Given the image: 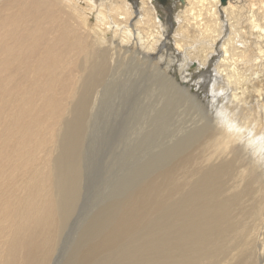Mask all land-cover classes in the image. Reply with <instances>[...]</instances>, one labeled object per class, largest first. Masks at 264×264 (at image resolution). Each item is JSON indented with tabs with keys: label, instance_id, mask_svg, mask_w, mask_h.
<instances>
[{
	"label": "bare ground",
	"instance_id": "1",
	"mask_svg": "<svg viewBox=\"0 0 264 264\" xmlns=\"http://www.w3.org/2000/svg\"><path fill=\"white\" fill-rule=\"evenodd\" d=\"M81 1L97 7L95 0ZM102 1L92 27L76 0H0V264L52 262L79 199L91 97L107 91L119 67L121 42L135 38L140 45L122 54L158 63L166 59L167 44L154 16L158 3ZM173 1L167 7L183 8L175 15L178 23L173 20L178 37L196 40L184 47L175 39V53L189 59L190 68H210L204 124L195 122L198 127L187 130L186 150L88 220L65 264L261 261L264 182L254 158L243 157L239 141L263 159L264 75L256 70L264 43V0ZM112 28L116 45L103 35ZM246 30L251 42L243 37ZM215 51L220 53L216 61ZM163 83L155 84V92L166 95ZM149 90L148 84L144 91ZM176 90V96L167 93L170 100H186L179 90L197 99L183 86ZM195 103L188 106L198 109Z\"/></svg>",
	"mask_w": 264,
	"mask_h": 264
},
{
	"label": "rangeland",
	"instance_id": "2",
	"mask_svg": "<svg viewBox=\"0 0 264 264\" xmlns=\"http://www.w3.org/2000/svg\"><path fill=\"white\" fill-rule=\"evenodd\" d=\"M76 1L79 6L82 5L84 10H87V14L89 15L87 20L88 24L94 27L97 22L96 19L103 1L95 0L97 7L92 5L89 8L88 4L85 2L82 3L81 0ZM127 1L130 2L129 0ZM152 1L154 6V3L156 2L154 0ZM171 2L173 3L174 1L171 0L168 3L170 4ZM136 5L137 2L135 1L134 6L130 4L132 8H134ZM154 7L157 8V10L156 8L154 10V16L156 17V29L162 28V43L165 42L164 45L167 44V46L163 49V55L166 59H164L163 62L160 61L163 63L161 64L160 62L158 63L157 58L151 60L150 62L145 61L141 57L134 56L133 58V54L131 53L122 54L125 49H128L130 52H135L138 48H140V45L134 42L135 38H132L129 41L121 42V53L119 54V57L121 55V57L123 56L122 58L124 59L120 57L118 60L119 67L112 71L113 75L109 77V87L107 91H104V94L102 90H97L95 94H92L94 96L91 97V110L88 125L84 133L81 154L82 175L79 199L76 204L77 206L75 207V210L60 237L58 248L50 264H65V261L68 259L67 256H69V254L72 253V249L75 248L76 240H79V235L82 232V229L86 226L88 220L103 206L109 204L112 201L122 199L128 195L132 188L137 186L145 178L155 174L158 168L166 164L168 159H171L174 154L176 155L178 154L177 152L186 150L191 143L187 135L190 131L187 130L195 127V122H201V125L204 124L201 114L205 117V114H207L206 111H208L209 107L204 95H210L209 92L211 91L210 84L212 83V80L208 76L210 73V68L208 72H205L204 68L195 69L196 66L190 68V64H186L189 59H185L184 56L177 55L174 51L175 39H177L180 44L182 42L181 45L184 47L196 45H191L193 44V41H196H191L193 38L190 39L184 36L178 37L177 35L174 21L178 23V21H176L177 18L175 15L181 9H183L181 5L179 4V7H174V5H172V9L160 5H156ZM107 19H111V17L108 16ZM113 30V28L108 29L109 32L105 30L106 33L103 35H105L104 38L106 40L111 39V44L116 45L117 42L119 43V37H117L116 33L113 34ZM242 34L247 41L251 42L250 40H254V37L249 34L248 30ZM247 34L249 36L248 39ZM222 36L223 38H226L225 33H222ZM112 39L116 43L114 41L112 42ZM255 45V43H252V45L249 44L251 48L256 47ZM261 47L262 52L258 53L260 65L256 71H259L264 75V43H262ZM200 49H202V47ZM214 54L216 55L214 60L220 57V53L218 51H215ZM196 55L198 56L197 61H199V55ZM157 56L159 55H155V57ZM136 60L139 62L137 63ZM142 62H144L146 66L149 65L150 67L147 66L148 69H146L145 65L142 66ZM151 65H153L154 68H152ZM149 68L153 70H149ZM154 72H156L158 75ZM160 74L161 76L159 77ZM180 75H184L185 78L182 84L180 83V81H182V79H180L182 76ZM178 77L180 78L178 79ZM167 78L168 82H166ZM160 79L164 82L163 84L166 83L165 85L168 88L165 93L166 95H164V93L162 95L157 91L155 92V84H158V82L162 83ZM197 83L200 88H198V86L195 87ZM148 84L150 86V90L146 92L144 89ZM170 84H174L175 87ZM177 84H180V86L177 87ZM123 86H125V89ZM182 86L183 88H186L190 94H195L197 99H192L187 96L185 92L179 90L182 96L185 95L184 97L186 100L181 101L178 98L170 100L169 94L172 93L173 96H176V89L182 88ZM169 87L174 89V93ZM117 92L118 95L116 94V96L115 93ZM168 92L169 94H167ZM262 93L264 95L263 90ZM187 97H189L190 100H188ZM153 99L156 100L153 101ZM163 100L167 101L164 102ZM177 100L180 103H178ZM192 100L194 102L196 101V106L197 104L200 106L198 109H193L191 106L190 107L192 109H190L188 105H190V101L192 103ZM153 102L155 105L152 104ZM168 103L170 105L173 104L174 106L168 107L169 105H166ZM181 104L187 106H182ZM183 107H186V109L184 110ZM166 108L168 110H166ZM158 109L160 111H157ZM177 110H179V113H177ZM180 112H183V115L186 119L189 116L186 122H190L186 124V119L181 118L182 115H180ZM192 118L193 120H191ZM102 119H105V121ZM148 120L149 122H147ZM151 120L154 121V124ZM185 124L186 126H183ZM187 125H189V127ZM243 139L245 143V138ZM239 145L244 158L249 160H251L250 158H254V164H256L254 167L259 175H262L264 182V157L262 159L261 156H258V152L253 154L254 149H252L247 144L243 145V142L240 143L239 141ZM252 162L250 161L248 163L253 164ZM259 179L261 180V178ZM260 240H264L263 235H260ZM257 244L259 246L258 252L261 253V261L259 264H264V242Z\"/></svg>",
	"mask_w": 264,
	"mask_h": 264
},
{
	"label": "water",
	"instance_id": "3",
	"mask_svg": "<svg viewBox=\"0 0 264 264\" xmlns=\"http://www.w3.org/2000/svg\"><path fill=\"white\" fill-rule=\"evenodd\" d=\"M156 3H158L160 6H164L167 7V5L169 4L168 2H170L171 0H154ZM180 2L182 0H179ZM227 0H219V4L220 5H225Z\"/></svg>",
	"mask_w": 264,
	"mask_h": 264
},
{
	"label": "flooded vegetation",
	"instance_id": "4",
	"mask_svg": "<svg viewBox=\"0 0 264 264\" xmlns=\"http://www.w3.org/2000/svg\"><path fill=\"white\" fill-rule=\"evenodd\" d=\"M191 67V66H190Z\"/></svg>",
	"mask_w": 264,
	"mask_h": 264
}]
</instances>
